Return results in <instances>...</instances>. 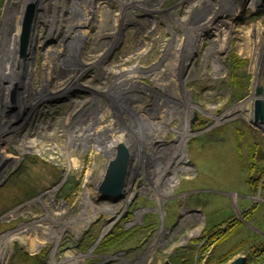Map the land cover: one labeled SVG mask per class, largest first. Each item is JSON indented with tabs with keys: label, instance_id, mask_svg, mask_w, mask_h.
<instances>
[{
	"label": "rangeland",
	"instance_id": "rangeland-1",
	"mask_svg": "<svg viewBox=\"0 0 264 264\" xmlns=\"http://www.w3.org/2000/svg\"><path fill=\"white\" fill-rule=\"evenodd\" d=\"M34 1L0 0V70L16 20ZM39 1L46 11L38 4L24 54L17 41L15 69L25 73L0 92V246L10 241L3 264H23L19 249L36 264H182L184 256L203 263L207 254L194 239L207 223L243 221V205L256 203L243 198L246 165L251 145L264 151V131L242 114L260 95L261 73L264 87V0ZM232 54L248 60L238 84ZM129 122L152 125L161 144L143 148L123 194L107 197L99 184L114 136ZM180 139L185 158L174 172L168 164ZM164 169L167 180L158 183ZM255 198L245 220L253 228L229 237L216 255L248 235L261 244L256 255L264 249V197ZM119 226L134 231L99 249Z\"/></svg>",
	"mask_w": 264,
	"mask_h": 264
},
{
	"label": "trees",
	"instance_id": "trees-1",
	"mask_svg": "<svg viewBox=\"0 0 264 264\" xmlns=\"http://www.w3.org/2000/svg\"><path fill=\"white\" fill-rule=\"evenodd\" d=\"M231 62L234 65V72L232 74V78L234 83H239V74H237L238 68L241 66H245L248 63L247 59L239 58L236 54H232L231 56ZM260 69V68H259ZM262 82V73L258 76V80L254 81V83L257 84V86H254V90L259 88L261 86ZM257 99L264 100V96L261 95H254L250 96L246 101H250L252 103V106L249 108V111L243 112L242 116L245 115L249 118V120L254 119V103ZM205 122L202 121L201 124H204ZM255 125L262 129L264 131V124L260 122H255ZM244 131L247 133L249 131L248 128L245 130H238V141L240 142L243 138ZM0 139H3L0 137ZM5 140V139H4ZM259 143H255L254 145L250 146V160H249V166L247 169L248 172V184L250 187V190L252 193H258L261 191V196L264 197V151H261V154L259 155ZM259 147V148H258ZM256 207V204L253 208ZM242 217L244 219H248V214H243ZM146 222V219L144 223ZM240 220L239 219H231L228 221H224V223L219 225H206L203 229L201 235L194 239V243L196 245H200V252L202 255L210 253L212 248L215 245H218L222 243L225 239H227L232 233H234L239 225ZM33 225V224H32ZM34 226V225H33ZM134 229L126 230L123 228V226H119L116 230L110 231V233L101 241L99 249L108 250L111 249L118 244H120L122 241H124L128 236H130L133 233ZM10 242V241H9ZM7 242L6 244L0 246V264H3V259L5 257V253L7 252L6 245L9 244ZM28 244V243H26ZM261 245V244H260ZM246 246V242L242 241L239 244L232 247L229 251L226 253L219 255V256H213V252L211 251V254L208 258L205 259V264H227L230 262L236 255H238ZM259 245L252 246L248 249L247 254V261L246 264H249L253 261H259L264 256V249H261V252L257 254V257H255V254L257 253V250ZM22 251L25 255L24 263L28 264H36L31 259L36 256H30L27 253H25L23 250L19 249L17 251ZM23 263V264H24ZM182 264H202V259L196 260L194 256H184L181 258ZM41 264H45L44 259L41 260Z\"/></svg>",
	"mask_w": 264,
	"mask_h": 264
},
{
	"label": "bare ground",
	"instance_id": "bare-ground-1",
	"mask_svg": "<svg viewBox=\"0 0 264 264\" xmlns=\"http://www.w3.org/2000/svg\"><path fill=\"white\" fill-rule=\"evenodd\" d=\"M38 1V4L40 5V12H44V11H46L45 10V8L43 7V3H41V1H39V0H37ZM74 1V0H73ZM70 2H71V0H68V2H67V6H68V4H70ZM41 3V4H40ZM44 9V10H43ZM126 10V9H125ZM22 17V16H21ZM38 17V16H37ZM23 18V17H22ZM22 18H20L19 20H16L17 21V23L16 24H18L17 25V28H14L15 30L13 31V33H12V36H11V38H10V48H8L7 50H6V52H5V58H4V60H3V66H4V68L3 69H1L0 70V92H3V93H5L6 94V92H7V90L12 86L11 85V83H13L15 80H17L18 81V78H16V77H18V76H23V74L25 73V67H18L19 68V74L17 75V70L15 69V62H16V60H17V62H18V59L16 58V54H17V50H18V48H17V41H18V38H19V35H20V27H21V24H22ZM207 21H209V20H207ZM206 21V22H207ZM201 23V22H200ZM184 24H187V23H184ZM183 23H182V25H184ZM185 26V29H186V31H189L187 28H188V26H186V25H184ZM189 33V32H188ZM197 35H195V37H196ZM188 38V37H187ZM197 38V37H196ZM194 40H195V38H194ZM194 40H192V41H194ZM113 41V40H112ZM188 40H185L184 41V52H185V47H186V45H188ZM194 43V42H193ZM30 44V43H29ZM29 46V45H28ZM19 47V46H18ZM189 47V46H188ZM191 49V48H190ZM213 51V50H212ZM30 51H29V48L27 49V55H28V53H29ZM183 52V53H184ZM190 52V51H189ZM185 54V53H184ZM19 56V55H18ZM7 58H9V59H7ZM7 60H9V61H7ZM104 60V59H103ZM14 61V62H13ZM11 62L13 63V65L11 64ZM21 65H23L24 66V64L23 63H21ZM183 71H184V69H183ZM20 72H21V74H20ZM17 75V76H16ZM11 85V86H10ZM11 89V88H10ZM179 101V100H178ZM182 103V102H181ZM164 104H166V105H170V103H169V100L167 99L166 101H165V103ZM180 104V102L178 103V102H175L174 101V103L172 104V106H176V105H179ZM184 105H186L185 107H187V104H185L184 103ZM179 108V107H178ZM174 109H175V107H174ZM187 115V114H186ZM225 115H223V117H224ZM122 121V120H121ZM114 122V121H113ZM117 122V121H116ZM190 122H189V119L187 118V121H186V123H184V125H183V129H181V131H183L182 132V134H184L185 135V137H188L189 135H190V133H192V129H191V126H190V124H189ZM142 125V127H139V129H136V126H135V124H131V122H129V123H124L122 126H123V128H122V131L120 130V132L119 133H117L116 135H115V133H114V139H115V137H116V142L113 140V149H114V154H115V152H116V149H117V146L119 145V144H121V143H123V144H125L128 148H130V150L133 152V154H134V160H133V164H132V167H134V166H137V164H138V161H139V159H140V153H141V151L143 150V148L144 149H147L149 152L150 151H153V152H155V146L157 145V144H161V143H159L158 141V139L157 140H155V137H154V134H152V133H150L149 134V131H151V130H153L154 128H153V126L152 125H150V126H148V125H144V124H141ZM126 126V127H125ZM131 126V128H129ZM138 130V131H137ZM136 133V136L134 135L135 133ZM16 134V133H15ZM36 134V133H35ZM15 136V138L17 137V134L16 135H14ZM31 142V141H30ZM115 142V143H114ZM34 143V142H33ZM136 144H138L137 145V147H136V150H135V145ZM177 144V146H175V148L177 147V148H179L178 149V152L176 151L175 153H174V155L172 156V158H170V164H168V169H172V167H173V169H174V172H177L178 171V169H177V161H178V159L180 158V156L182 157V158H185V150H184V146H183V144H184V141H183V139H180V140H178V142H175L174 143V145H176ZM27 145V144H26ZM173 144H171V146H172ZM31 146V145H30ZM160 147H161V145H159ZM27 147V146H26ZM159 147V148H160ZM153 148H154V150H153ZM147 153V152H146ZM145 153V154H146ZM114 154H113V156H114ZM112 156V157H113ZM161 167V166H160ZM158 169V168H157ZM165 170V169H164ZM168 173V172H167ZM167 173H166V170H165V172L163 173L162 171L161 172H159L158 173V183H164L165 184V180H167ZM128 188V187H127ZM145 191H147V189H145ZM133 193L134 192H131V193H129V195H128V200L130 199V197L133 195ZM164 195H167V191H163L162 192ZM128 194V193H127ZM109 215H111V214H109ZM80 220V223H81V225L86 221V218H81V219H79ZM111 220L112 219H110V220H108V222L106 223V225H105V231H104V233L103 234H105L107 231H108V229H110V226H111ZM93 250V249H92ZM70 260H73V258L72 259H70ZM70 260H65L64 262H63V264H68L67 262H69Z\"/></svg>",
	"mask_w": 264,
	"mask_h": 264
},
{
	"label": "water",
	"instance_id": "water-1",
	"mask_svg": "<svg viewBox=\"0 0 264 264\" xmlns=\"http://www.w3.org/2000/svg\"><path fill=\"white\" fill-rule=\"evenodd\" d=\"M38 11V2H30L23 14L22 24H21V34L19 35V50L21 54H24L26 47L29 44L30 36L34 29V22L36 19V13ZM14 93H11V98H14ZM258 94L264 95V87L261 86L257 90ZM194 118L193 121H195ZM254 120L255 122H260L264 124V100L257 99L254 103ZM134 160V154L125 144L121 143L117 146L116 152L112 158L109 159L106 166L105 173L103 175L102 181L99 184V191L101 194L107 197H119L123 194L128 176L132 169V164ZM261 194V192H259ZM100 240V238L98 239ZM246 257L244 255H239L228 264H245ZM165 264H171L167 261Z\"/></svg>",
	"mask_w": 264,
	"mask_h": 264
},
{
	"label": "crops",
	"instance_id": "crops-1",
	"mask_svg": "<svg viewBox=\"0 0 264 264\" xmlns=\"http://www.w3.org/2000/svg\"><path fill=\"white\" fill-rule=\"evenodd\" d=\"M237 139V138H236ZM239 147V146H238ZM248 166H249V163H247V165H246V170L248 169ZM249 194H247V195H244L243 196V198H248V199H251V200H254L256 203H254L252 206H250L249 204H244L243 205V209H242V211L240 212L241 213V217H242V215L243 214H248V218L250 217V215H251V213L257 208V206H258V201H256V198H255V196L257 195V194H259V192L256 194V193H252L251 192V190H250V188H249ZM260 195V194H259ZM262 201H264V200H262ZM256 204V207L255 208H253L254 207V205ZM243 218V217H242ZM231 219H233V218H231ZM230 219V220H231ZM235 219V218H234ZM239 219V218H238ZM240 220V222H239V225H238V228H237V230L234 232V233H232L229 237H231V236H233L234 234H236V233H239L240 231H242L245 227H252L253 228V225H251V224H249V222H245V220L246 219H244L243 218V221L241 220V219H239ZM248 220V219H247ZM209 223V224H208ZM207 224L208 225H219V224H222V223H224V222H208ZM260 224H264V222H259ZM249 225V226H248ZM249 229H251V228H249ZM253 230V229H252ZM229 237L227 238V239H229ZM227 239H225L224 241H226ZM257 238L256 237H254L253 235H248V237L247 238H245V239H242L241 241H239L238 243H236L235 245H237V244H239L240 242H242V241H245L246 242V246H245V248L238 254V255H236L234 258H236L237 256H239V255H244L245 257H246V261H247V254H248V249L250 248V247H252V246H257V244H256V242H257ZM224 241H222V243L224 242ZM221 244V243H220ZM220 244H218V245H215L213 248H212V252H213V256H219V255H222V254H224V253H222V254H219V255H216L215 254V252H216V250H217V248H218V246L220 245ZM234 245V246H235ZM260 245V244H259ZM233 246V247H234ZM230 250V249H229ZM228 250V251H229ZM211 251H210V253H208L205 257H204V262L202 263V264H205V259L206 258H208L209 256H210V254H211ZM227 252V251H226ZM225 252V253H226ZM257 257V255L255 254V257L254 258H256ZM264 258V256L259 260V261H253V262H261V260ZM253 262H250L249 264H251V263H253ZM246 264V263H245Z\"/></svg>",
	"mask_w": 264,
	"mask_h": 264
},
{
	"label": "built area",
	"instance_id": "built-area-1",
	"mask_svg": "<svg viewBox=\"0 0 264 264\" xmlns=\"http://www.w3.org/2000/svg\"><path fill=\"white\" fill-rule=\"evenodd\" d=\"M100 1H102V0H100ZM89 16H90V14H89ZM89 16H87L88 18H87V22H85V23H83L84 24V26L82 27V29H84V30H86V29H90L89 28V23H88V21H91L92 20V18H90ZM82 23H80L79 25H83ZM84 33V32H83ZM86 34V33H85ZM87 34H89V33H87ZM83 39V38H82Z\"/></svg>",
	"mask_w": 264,
	"mask_h": 264
}]
</instances>
